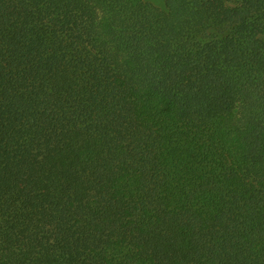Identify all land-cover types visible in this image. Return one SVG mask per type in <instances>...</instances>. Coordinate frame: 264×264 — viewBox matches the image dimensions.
I'll use <instances>...</instances> for the list:
<instances>
[{
	"label": "trees",
	"instance_id": "16d2710c",
	"mask_svg": "<svg viewBox=\"0 0 264 264\" xmlns=\"http://www.w3.org/2000/svg\"><path fill=\"white\" fill-rule=\"evenodd\" d=\"M0 264H264V0H0Z\"/></svg>",
	"mask_w": 264,
	"mask_h": 264
},
{
	"label": "rangeland",
	"instance_id": "374dc122",
	"mask_svg": "<svg viewBox=\"0 0 264 264\" xmlns=\"http://www.w3.org/2000/svg\"><path fill=\"white\" fill-rule=\"evenodd\" d=\"M151 1H153V2H160L161 0H151Z\"/></svg>",
	"mask_w": 264,
	"mask_h": 264
}]
</instances>
